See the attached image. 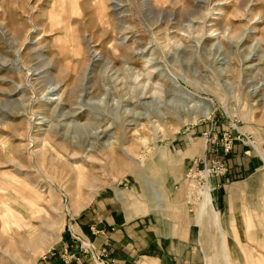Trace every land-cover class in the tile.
<instances>
[{
  "label": "rangeland",
  "instance_id": "374dc122",
  "mask_svg": "<svg viewBox=\"0 0 264 264\" xmlns=\"http://www.w3.org/2000/svg\"><path fill=\"white\" fill-rule=\"evenodd\" d=\"M236 144L260 162L247 176L229 174ZM261 158L264 0H0V264L67 234L94 264L70 235L92 242L75 214L94 201L130 216L184 201L193 264H264Z\"/></svg>",
  "mask_w": 264,
  "mask_h": 264
},
{
  "label": "crops",
  "instance_id": "0c3cea01",
  "mask_svg": "<svg viewBox=\"0 0 264 264\" xmlns=\"http://www.w3.org/2000/svg\"><path fill=\"white\" fill-rule=\"evenodd\" d=\"M245 136H248L247 132ZM180 139L174 142L175 149L184 151L188 160L195 158L196 146H201L199 140L185 145ZM225 160L230 167L229 174L236 170L240 177L251 174L260 165L259 160L244 154L238 144L234 145L232 153ZM208 196L206 203L204 198L201 199L202 206L196 215L195 225L201 226L205 209L210 204L209 191ZM178 205L180 212L176 214L166 215L154 211L130 216L109 209L102 201H94L75 214V226L97 248L105 250L108 259L115 264H193L192 219L187 204L182 201ZM34 264L92 263L82 256L67 234L61 237L58 249L38 258Z\"/></svg>",
  "mask_w": 264,
  "mask_h": 264
},
{
  "label": "built area",
  "instance_id": "2783aa9c",
  "mask_svg": "<svg viewBox=\"0 0 264 264\" xmlns=\"http://www.w3.org/2000/svg\"><path fill=\"white\" fill-rule=\"evenodd\" d=\"M237 131H238V129H237ZM238 134H240L239 131H238ZM242 137L246 138L247 136L243 135ZM248 140H250V139L248 138ZM246 141H244V142H246ZM201 174H203V173H201ZM206 177H207V173H206ZM70 235L76 242L79 243L80 250H82L85 253V255L89 256V258L93 261L94 264H115L113 262V260L111 262L106 260L107 255H106V251L105 250L97 248L89 240L84 239L83 237H80V236L76 235L75 232L72 229L70 231Z\"/></svg>",
  "mask_w": 264,
  "mask_h": 264
},
{
  "label": "bare ground",
  "instance_id": "6f19581e",
  "mask_svg": "<svg viewBox=\"0 0 264 264\" xmlns=\"http://www.w3.org/2000/svg\"><path fill=\"white\" fill-rule=\"evenodd\" d=\"M209 107H206L205 108V112H207L209 109H208ZM240 133V132H239ZM241 134V133H240ZM244 134L242 133V136H243ZM245 136V135H244ZM264 169V168H263ZM204 178H206V173H203V174H200V177L199 178H197V179H199V180H204ZM200 188H203V186H201ZM201 199L202 198H204V203H206L207 201H208V198H209V196H208V190H203L201 193Z\"/></svg>",
  "mask_w": 264,
  "mask_h": 264
}]
</instances>
